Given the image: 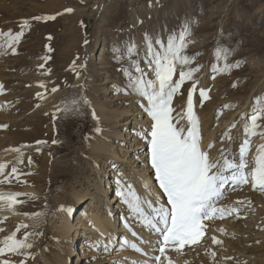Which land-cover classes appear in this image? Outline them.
<instances>
[{
  "label": "rangeland",
  "instance_id": "rangeland-1",
  "mask_svg": "<svg viewBox=\"0 0 264 264\" xmlns=\"http://www.w3.org/2000/svg\"><path fill=\"white\" fill-rule=\"evenodd\" d=\"M4 1L0 0V4ZM11 1L16 3L17 11L4 13L3 18L0 15L2 19L0 31L11 30L15 33L23 29L24 35L15 45V52L7 47L0 48V85H2L0 87V122L15 120L14 118L5 119L2 113L14 108L18 103L41 109L46 116L45 113L51 108L77 100L79 101L77 106L85 113L84 124L87 127L91 124L92 108L95 102L108 107V114L117 121L116 129L119 131L126 116L134 112L119 115L121 110H136L137 107L142 108L147 102L136 95L121 91L127 81L121 68L127 67L128 61L125 59L121 62L115 59V49L119 47L123 54L125 46L131 41L139 46L142 57L145 50V34L154 38H166L170 33L177 32L185 21H189L190 36L187 37L184 55L190 60L188 65L177 66L173 79L179 80L181 70L187 71L189 68L198 67L199 71L193 74V79L186 80L175 94L171 105L174 109L173 122L178 121V126L185 127L189 90L195 83L196 90L192 95L194 107H197L198 99L206 100L200 96L199 91L202 84H206L202 88L210 90L208 91L210 105L205 110L199 106V111L206 112L207 119H210L209 115L212 114L211 120L214 113L217 119H215L216 125L221 124L225 118L229 119L228 128L225 130L233 132L231 139H226V132L223 134L221 130L223 135H220L221 138L212 147L218 154L216 158L220 156L222 149H227L230 158L235 157L238 160L239 146L244 139L249 138L243 131L245 121L253 114L255 98L264 97V0ZM68 9L72 11H67ZM37 16H54L55 19H34ZM25 19L29 22L27 26L22 24ZM218 43L232 50L228 63L234 64L238 61L239 67H233L230 71L214 70L216 67L223 69L224 66V60L221 58L218 61L215 55ZM74 51L78 54H74ZM80 62H82L81 66H77L76 63ZM141 66L146 68L144 60H141ZM146 71L149 72V78H153L151 71L147 68ZM42 81L45 84L41 85ZM85 98L90 101V104L83 103ZM226 105L228 107H224ZM113 109H119V111H113ZM243 111H245L244 116H242ZM235 112L233 119L230 115ZM181 116L184 118L181 119ZM141 117L147 119L148 115L142 114ZM50 118L52 124L54 120L56 122L55 117ZM233 122L237 127L230 128ZM78 124L73 130L75 136L73 143L76 145L79 135L87 136L89 130L88 128L84 130L82 123ZM258 125L260 127L257 128V132H264V117L258 121ZM43 127L50 128L49 121L43 122ZM52 128L56 129V126ZM132 130L133 126L130 131ZM141 131L135 133L137 141L141 137L139 135ZM249 139L250 143L257 139H261L258 144L264 142L262 135ZM253 146L251 145V148ZM147 151H150V146L147 147ZM120 153L124 155L128 154V151ZM130 154L129 152L127 156ZM148 159L150 160V153ZM125 160L126 158L123 159ZM119 161L120 164L115 169L125 166L122 160ZM148 164L150 165V162ZM114 170L109 172L111 180L116 179L113 175ZM130 170L127 167L122 172L125 177L112 183L113 185L118 183L119 186L113 187L110 196H114V189L120 188L122 181L128 182L129 174L132 173ZM147 173L153 176L154 183H158L151 165ZM49 179L50 177L48 180L45 179L47 184L43 185L44 195L47 194L51 201L50 206L54 207L52 196L55 188L63 184V178L55 181ZM158 191H160L159 188L156 189V192ZM162 200H166V197ZM122 202L125 206L124 201ZM84 203L85 201L80 203L72 201L71 215L74 218L77 217V210ZM263 203L264 191L258 187L253 188L251 182L238 187L230 182L225 185L223 198L217 202V206L229 209L239 207V212H233L223 218L217 214L211 220H204V235L197 244H186L182 249H178V245L169 242L165 246L164 254L161 255L157 241L162 240V237L157 234L155 237L157 247L149 250V254L144 257L142 252L136 251L130 244L122 245L119 239V243H115L110 249L108 246L104 248L105 251L99 248L96 256L92 254L87 258H79L78 255L79 264L80 260H82L81 264H144L145 261H148V264H169V259L172 264H264ZM119 216H122L121 211ZM230 219L239 228H231L227 223ZM138 221L149 234L154 232L144 226L141 219ZM3 223L5 229L2 233L7 236L11 233L8 231L9 228L14 227L13 231H15L20 226L12 220ZM219 223L221 226L218 228ZM211 228H214V232L218 229L220 232L221 229L218 233L221 236L219 237L221 243H214L210 233ZM44 231L47 236H52L51 231L46 227ZM78 231L79 235L83 233L82 228H78ZM18 232L22 233L20 229ZM85 238L88 239L89 235ZM141 238L143 242L148 241L146 234ZM230 243H233L238 250L244 249L248 254L243 256V252L240 255L235 250L230 251L228 246ZM44 245L46 246L44 243L39 248V255H42ZM158 255L161 256V260L155 262L154 257ZM75 260L73 264L77 263Z\"/></svg>",
  "mask_w": 264,
  "mask_h": 264
},
{
  "label": "bare ground",
  "instance_id": "bare-ground-1",
  "mask_svg": "<svg viewBox=\"0 0 264 264\" xmlns=\"http://www.w3.org/2000/svg\"><path fill=\"white\" fill-rule=\"evenodd\" d=\"M9 2L10 0H5L0 4L2 18L4 13L6 14L8 11H17L16 3H13L14 1ZM0 20L2 19L0 18ZM74 54L77 55L78 53L74 51ZM81 63H76V65L81 66ZM42 84L45 82L42 81ZM205 86L206 84H202V87ZM40 91L42 92V90ZM209 100L210 98L198 99L197 107L195 106L193 110L199 122L201 148L209 153L210 159L214 160L218 154H216V149L212 147L221 138L220 135L226 132L229 119L225 118L219 125L215 123L214 113L212 120V114L209 115L210 119H207V113H204L203 110L209 108ZM50 106L53 107V105ZM64 106L65 104L51 108L45 113V116L41 109H34L25 103H18L14 108L7 109L2 113L5 119L14 118L15 120L0 122V125H4V127H0V163L6 165L4 171L0 173V181H4L0 183V192H19L27 195L17 197L20 202L11 208L0 207V229L3 231L5 229L3 222L9 220L19 225H27L26 228H19L22 233L17 230L13 231L14 227L9 228L8 231L11 232L10 235L15 232L17 239H23L27 233L26 242L31 247L22 249L21 253L5 252L0 255V264H3L5 259L11 261L12 264H37L39 261L41 264H73L75 258V262L79 264L80 257L87 258L92 254V256H96L99 248L105 251L104 248L108 246L110 249L115 243H119V239L122 245L139 244V247L143 249V256L146 257L145 252L148 255L149 250H154L157 247L155 242L157 233L149 234L139 224L138 219L140 218L130 211L127 205L123 206V199L119 196L123 185L114 189V196L110 195L113 192V187L119 186L118 183L114 185L112 183L125 177L122 172L127 167L132 172L129 174L128 183L134 185L140 194L145 193L143 187L145 182L151 186L152 191L156 192L158 183H154L153 176L147 173L151 165L148 164L150 151H147V147L150 145L147 138L140 137L137 141L135 134L142 130L150 137L152 124V120H149L150 116L147 119L141 117L142 114H146L143 107H137L136 110H121L119 115L134 112L126 116L118 131L116 129L117 121L111 118L108 114L109 109L104 104L93 103L92 109H95L99 119L97 120L92 116L89 127L84 124L86 118L84 111L77 105L76 111L67 113L63 111ZM199 106L203 108L202 111H199ZM113 111L118 112L119 109H113ZM235 114L236 112L231 113L232 116L230 115V117L233 118ZM244 115L245 111H243L242 116ZM50 117L56 118L54 125L51 123ZM45 121H49L50 128L45 129L43 127ZM78 123L84 125V130L87 128L89 130L87 136L79 135L76 145L73 143L75 140L73 130L75 125H79ZM52 126H56V129H53ZM132 126L133 130L130 131ZM97 127L101 129L100 133L95 131ZM188 127H190V123L186 119L184 128L187 129ZM225 134L232 137L233 132L227 130ZM260 141L261 139H257V141L251 142V145L254 146L248 153L250 161L255 156ZM12 148H19L20 151H7ZM125 151H128V154L130 152V156L120 153ZM125 158L126 160L123 161ZM119 160H122L125 166L115 169L120 164ZM252 166L250 163L249 169ZM12 167L17 168V175L11 173ZM112 170H114L113 175L116 176L114 180L109 178V172ZM6 177L11 181L10 183L5 179ZM48 177H50V181L63 178V184L55 188L52 196L54 207L50 206L51 201L47 194L44 195L45 187L43 185L47 184L45 179L48 180ZM73 200L76 203L85 201L77 210L76 218L71 215L72 212L68 211L69 208L72 209ZM3 203L0 201V205ZM120 211L122 216H119ZM227 223L231 228H239L235 226L236 223H233L232 219L228 220ZM220 226L219 223L217 227ZM44 227L51 231L53 237L45 234ZM78 228L83 230L80 235ZM2 231H0V241L7 236ZM220 232L219 229L216 232H214V228L210 229L212 238L220 239L221 236L218 234ZM145 234L151 243L142 241L141 236ZM86 235H89L88 239L85 238ZM125 240L128 243H125ZM44 243L46 246L44 245L42 255H39V248ZM228 246L230 251L235 250L240 255L243 252V256L248 254L244 249L238 250L233 243Z\"/></svg>",
  "mask_w": 264,
  "mask_h": 264
},
{
  "label": "snow or ice",
  "instance_id": "snow-or-ice-1",
  "mask_svg": "<svg viewBox=\"0 0 264 264\" xmlns=\"http://www.w3.org/2000/svg\"><path fill=\"white\" fill-rule=\"evenodd\" d=\"M34 19H55V17L37 16ZM28 23L26 19L22 22L24 26ZM190 29V22L185 21L177 32L170 33L166 38H154L145 34V50L142 57L139 46L131 41L125 46L123 54L117 47L114 56L118 61L123 62L125 59L128 61V66L121 68L127 77L126 84L121 91L136 95L147 102L143 110L152 120L150 137L143 131L139 135L147 138L150 145V164L155 171L160 190L159 192L152 191L151 186L145 182L143 185L145 193L142 195L134 185L122 181L123 186L119 196L130 211L141 219L144 226L162 237V240L157 241L161 255L164 254L165 246L169 242L178 245V249H182L186 244H197L204 235V220H211L217 214L223 218L225 215L239 212V207L229 209L217 206V202L223 198L225 185L231 182L233 186L238 187L251 182L253 187L264 191V144L257 147L256 154L251 161L248 159V152L251 148L249 138L257 135L264 136V132H257V128L260 127L258 121L264 117V97L255 98L253 114L245 121L243 131L249 138L244 139L240 144L238 160L235 157L230 158L227 149H222L220 156L214 160L210 159L207 151L202 150L199 122L193 110L192 93L196 90L195 83L187 97L186 119L190 127L185 129L178 126V121L173 122L174 109L171 105L175 94L186 80L193 79V74L199 71L198 67L189 68L187 71L181 70L179 80L173 79L177 66H185L189 63L190 58L184 55V51L187 46V37L190 36ZM23 35V29L15 33L11 30L0 31V41H2L0 48L7 47L15 52V45L20 42ZM231 52L230 48L218 43L215 55L218 61L221 58L224 60V66L223 69L216 67L214 70L230 71L233 67H239L238 61L234 64L228 63ZM141 60L145 61L146 68L151 71L153 78H149V72L141 66ZM199 91L201 97L209 98L207 93L210 90L201 88ZM83 103L90 104V101L85 98ZM77 104H79L77 100L66 103L63 111L66 113L76 111ZM92 116L99 119L95 109H92ZM183 118L181 116V119ZM235 127V123L230 125V128ZM95 131L100 133L101 129L97 127ZM225 138L231 139V136L225 134ZM7 151L19 152L20 149L12 148ZM249 163L253 165L250 169L248 168ZM5 167L4 163H0V173ZM11 173L17 175V168L12 167ZM226 173L229 174L226 175ZM5 179L11 182L7 177ZM3 182L0 181V183ZM21 195L27 194L0 192V201L4 202L0 207L11 208L20 202L17 197ZM163 197H166V200H162ZM68 211L71 212L72 209L69 208ZM25 215L28 214L25 213ZM26 227L27 225L23 224L19 226V228ZM26 240L27 233L23 239H17L15 232L6 236L0 241V255L5 252L21 253L22 249L30 248L31 245ZM213 241L217 244L221 243L215 237ZM125 243L128 241L125 240ZM144 243H151V241H144ZM131 247L143 252V249L136 243H131ZM144 255L147 253L145 252ZM160 260L161 256L154 257L155 262H160ZM3 264H12V262L5 259ZM144 264H148V261ZM169 264H172L170 259Z\"/></svg>",
  "mask_w": 264,
  "mask_h": 264
}]
</instances>
